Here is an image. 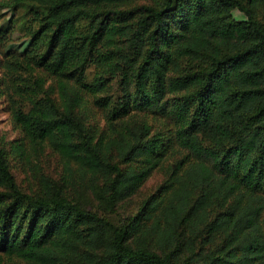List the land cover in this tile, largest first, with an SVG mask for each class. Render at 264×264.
Here are the masks:
<instances>
[{"label": "trees", "instance_id": "obj_1", "mask_svg": "<svg viewBox=\"0 0 264 264\" xmlns=\"http://www.w3.org/2000/svg\"><path fill=\"white\" fill-rule=\"evenodd\" d=\"M0 6L20 13L25 43L2 50L20 138L0 137V264H264V0ZM11 28L0 24L4 43ZM46 149L58 178L42 168Z\"/></svg>", "mask_w": 264, "mask_h": 264}, {"label": "rangeland", "instance_id": "obj_2", "mask_svg": "<svg viewBox=\"0 0 264 264\" xmlns=\"http://www.w3.org/2000/svg\"><path fill=\"white\" fill-rule=\"evenodd\" d=\"M19 12H12L4 9L0 6V24L6 23L8 21L10 25H12L11 31L8 33V39L6 40V43L4 41L0 40V137L5 142H10L14 139H19V132L13 125L11 121V117L9 112L6 109V96L7 92L5 90L4 85V61H3V55L2 50L4 49L3 46L5 44V48L9 44H13L14 46H21L24 47L25 43L24 37L21 33V27L18 24L19 20ZM233 15L235 17H242V15L238 11H233ZM12 32L13 35H10ZM42 76H44L42 73H40ZM38 74V76H40ZM3 77V80H2ZM52 86L53 96L57 98V87L55 80L52 78H48L45 87ZM5 93V95H2ZM5 96V97H4ZM84 98L85 103V111L88 115V123L92 125H96L98 129H102L104 126V120H103V114L101 111L93 107V105L90 103L89 97L82 95ZM152 123V122H151ZM154 123V122H153ZM232 131H234L232 126H229ZM46 152L43 156L42 161V168L45 172L48 174H52L54 177H59V174L62 170V160L61 158L54 153L53 151L46 149ZM11 170L14 174L17 183L23 190H30L33 187V181L31 178V175L29 173H26L24 170L25 168L21 165V162L18 160V158H11L10 160ZM164 175L162 170H156L150 178L138 189V191L128 200L120 204L119 209L127 214L133 213L136 208L146 199V197L152 193L156 187L159 185V183L163 180ZM9 264H26L25 262L19 261L17 259H14Z\"/></svg>", "mask_w": 264, "mask_h": 264}]
</instances>
